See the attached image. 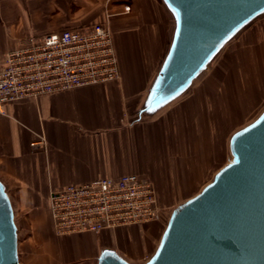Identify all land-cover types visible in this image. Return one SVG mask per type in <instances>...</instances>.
Masks as SVG:
<instances>
[{"label":"crops","instance_id":"1","mask_svg":"<svg viewBox=\"0 0 264 264\" xmlns=\"http://www.w3.org/2000/svg\"><path fill=\"white\" fill-rule=\"evenodd\" d=\"M151 1L0 0V66L31 37L116 13L109 19L116 79L12 101L0 113V182L19 264H96L103 248L141 263L157 242L156 220L58 235L49 191L134 173L153 183L161 214L199 191L226 159L225 136L264 104L263 15L221 50L208 80L199 75L176 99L140 115L163 55L162 15Z\"/></svg>","mask_w":264,"mask_h":264},{"label":"water","instance_id":"2","mask_svg":"<svg viewBox=\"0 0 264 264\" xmlns=\"http://www.w3.org/2000/svg\"><path fill=\"white\" fill-rule=\"evenodd\" d=\"M173 26L142 112L182 93L242 29L264 0H160ZM229 157L199 191L174 205L154 251L133 263L103 248L96 264H264V107L228 139ZM0 264H19L17 228L0 182Z\"/></svg>","mask_w":264,"mask_h":264},{"label":"built area","instance_id":"3","mask_svg":"<svg viewBox=\"0 0 264 264\" xmlns=\"http://www.w3.org/2000/svg\"><path fill=\"white\" fill-rule=\"evenodd\" d=\"M129 4L123 5L128 12ZM31 37L7 51L0 66V113L26 97L112 81L119 65L109 19ZM48 212L58 235L145 223L160 212L153 183L134 173L50 190Z\"/></svg>","mask_w":264,"mask_h":264},{"label":"rangeland","instance_id":"4","mask_svg":"<svg viewBox=\"0 0 264 264\" xmlns=\"http://www.w3.org/2000/svg\"><path fill=\"white\" fill-rule=\"evenodd\" d=\"M129 1V0H128ZM153 1V2H152ZM151 1V3H152V6H153V8L155 7V9L157 10H159V11H161V15H162V20L160 19H158V23L160 24V27H162L163 28V31H165V32H163V38L161 39V48L163 47V51H162V53H164L165 52V50H166V47H167V45H168V42H169V39H170V33H171V29H172V26H173V21H172V18H171V16H170V14H169V12L167 11V9L165 8V6L163 5V3L160 1V0H152ZM111 2L112 1H107L106 2V5H107V8L109 9V6H110V4H111ZM109 13L111 12L110 10H107ZM118 11V10H117ZM106 13V12H105ZM264 14H261L260 16H258V17H256L255 19H253L248 25H250V24H252L253 22H255V21H258V20H256V19H258V18H260L261 16H263ZM161 21V22H160ZM247 25V26H248ZM65 28V27H64ZM63 29V28H62ZM228 45V43L225 45V46H227ZM230 47V46H229ZM160 57H161V55H160ZM219 57V55H217L211 62H210V64L207 66V68L200 74V76H204L205 78V80H208V78H210L212 75H213V73H214V70H215V68H217V66L220 64L219 63V61L217 60V58ZM217 61V62H216ZM264 105V104H263ZM262 105V106H263ZM261 106V107H262ZM261 107H259V109H261ZM258 109V110H259ZM257 110V111H258ZM257 111L255 112V113H253L248 119H246L244 122H242V123H240L238 126H236L234 129H236V128H238V127H240V126H242V125H244L245 123H247L248 121H250L251 119H253V117L256 115V113H257ZM233 122V120L231 121V123ZM234 129H232V131L234 130ZM231 132V131H230ZM229 132V133H230ZM228 133V134H229ZM228 136V135H227ZM227 136H225V139H224V147L226 148V151H227V140H226V138H227ZM226 159H225V161L227 160V158L229 157V151H228V154H227V152H226ZM224 161V162H225ZM223 162V163H224ZM216 168L217 167H215L213 170L215 171L216 170ZM212 170V171H213ZM211 171V172H212ZM210 178H211V176H208L206 179H205V181H202V183H201V185L198 187V189L197 190H199L200 189V187L204 184V183H206L207 181H209L210 180ZM182 200H184V199H182ZM182 200H180V201H178L177 203H179V202H181ZM177 203H175L174 205H176ZM173 205V206H174ZM172 206V207H173ZM171 207V208H172ZM171 208H169V209H166V210H164L163 211V213H161V214H159V216L155 219L156 221H157V229H158V233H157V236H158V234H159V232H160V230H161V228L163 227V225H164V222L166 221V219H167V217H168V214H169V211H170V209ZM157 236L155 237V241H154V244H155V242L157 241Z\"/></svg>","mask_w":264,"mask_h":264},{"label":"bare ground","instance_id":"5","mask_svg":"<svg viewBox=\"0 0 264 264\" xmlns=\"http://www.w3.org/2000/svg\"><path fill=\"white\" fill-rule=\"evenodd\" d=\"M170 34H171V33H170ZM168 44H169V42H168ZM167 48H168V45H167V47H166V50H167ZM224 48H225V47H224ZM224 48H223V49H224ZM223 49H222V50H223ZM166 50H165V52H166ZM165 52L163 53V55H162V57H161V59H160V61H159V64H158V66H157V68H156L154 74L152 75L151 82H152L153 77L155 76V74H156V72H157V70H158V68H159V66H160V63H161V61H162V59H163V57H164V55H165ZM151 82H150V84H151ZM194 83H195V82H193V84H194ZM150 84H149V85H150ZM147 91H148V90H147ZM263 107H264V105L261 107V109H259V110L257 111L256 115L262 110ZM256 115H255V116H256ZM255 116H254V117H255ZM254 117H253V118H254ZM251 120H252V119H251ZM248 122H249V121H248ZM234 130H235V129H234ZM234 130H233V131H234ZM233 131H231V132L228 134L227 138H226V140H227V146H228V139H229V136H230V134H231ZM227 154H228V147H227ZM225 162H226V161H225ZM225 162H224V163H225ZM224 163H223V164H224ZM223 164H222V165H223ZM222 165H221V166H222ZM217 169H218V168H217ZM217 169H216V170H217ZM216 170H215V171H216ZM215 171L212 172V174H211V178H212V176H213V174H214ZM211 178H210V179H211ZM166 220H167V219H166ZM165 223H166V221L164 222V225H165ZM164 225H163V227H164ZM163 227L161 228V230H160V232H159V234H158V236H157V242H158V239H159V237H160V233H161ZM157 242H156V243H157ZM155 246H156V244H155ZM154 248H155V247H154ZM154 248H153V251H154ZM153 251H152V252H153ZM152 252H151V253H152ZM151 253H150V254H151ZM150 254L147 256V258L150 256Z\"/></svg>","mask_w":264,"mask_h":264}]
</instances>
